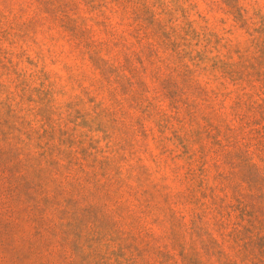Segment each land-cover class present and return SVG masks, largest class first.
<instances>
[{"label": "rangeland", "instance_id": "374dc122", "mask_svg": "<svg viewBox=\"0 0 264 264\" xmlns=\"http://www.w3.org/2000/svg\"><path fill=\"white\" fill-rule=\"evenodd\" d=\"M0 264H264V0H0Z\"/></svg>", "mask_w": 264, "mask_h": 264}]
</instances>
